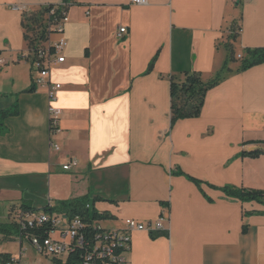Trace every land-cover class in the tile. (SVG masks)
I'll return each mask as SVG.
<instances>
[{"label":"crops","instance_id":"obj_1","mask_svg":"<svg viewBox=\"0 0 264 264\" xmlns=\"http://www.w3.org/2000/svg\"><path fill=\"white\" fill-rule=\"evenodd\" d=\"M51 4L68 15L54 99L34 68L35 48L60 37L35 40ZM228 45L242 59L264 48V0H0V109H19L0 135L2 224L16 208L60 213V202L89 196L109 214L103 228L165 218L158 237L132 234L129 264H264V203L222 190H264V153L242 156L264 150L248 143L264 142V62L229 63L199 117L171 118L170 77L214 78Z\"/></svg>","mask_w":264,"mask_h":264},{"label":"built area","instance_id":"obj_2","mask_svg":"<svg viewBox=\"0 0 264 264\" xmlns=\"http://www.w3.org/2000/svg\"><path fill=\"white\" fill-rule=\"evenodd\" d=\"M148 0H132L138 5L147 4ZM68 22V15L63 10L53 6L47 12V29L59 34V39L35 48L34 68L38 71L36 83L47 85L51 99L62 85L50 81L52 66L65 62L62 55L65 48L63 37L64 26ZM120 28V35L126 32ZM241 57V56H239ZM7 64V59L0 54V67ZM59 109L50 108V124L52 131H59ZM75 160L67 162L63 167L66 170L76 165ZM89 207V205H87ZM10 220L16 231L9 236L0 233V246L7 240H16L19 243V256L0 249V264H129L132 250V234L136 231L149 233L164 230V217L154 223L142 222L136 219H126L122 229L103 228L98 219H86L82 215H69L49 210L37 211L32 208L20 207L11 212ZM0 224L2 222L0 221ZM40 229V232L32 230ZM34 241L49 243V250H44L41 257L27 260L29 242L34 249ZM35 250V249H34ZM83 254V262H75V255ZM7 255V256H5Z\"/></svg>","mask_w":264,"mask_h":264},{"label":"trees","instance_id":"obj_3","mask_svg":"<svg viewBox=\"0 0 264 264\" xmlns=\"http://www.w3.org/2000/svg\"><path fill=\"white\" fill-rule=\"evenodd\" d=\"M68 2V0H66ZM54 5L51 4L45 8L48 11L50 7ZM49 31L47 29V25L42 23L41 29L38 32V36L36 39H40V41L46 40ZM228 48L232 47L228 45ZM242 65L240 66L241 70H246L254 65L260 64L264 62V48L257 49H248L246 51V56L242 59ZM230 56H228L225 61L222 69L216 74V76L210 80H205L202 76L201 72L198 71H186L181 73L180 75H172L170 77V95H171V118L172 122L175 123L180 119L187 118H197L201 115L202 109L205 104V100L208 92L214 86H216L220 81L224 78V72L229 71V63ZM155 60H153L149 67L148 72L152 70L154 66ZM19 109L17 105L12 107L0 109V135L6 131V119L11 115L18 114ZM250 143H263L264 142H254L250 141ZM264 153L263 149H255L252 151H244L242 156L249 157H259ZM194 180L198 185L201 184L200 181L196 179ZM228 196L238 198L242 201H258L260 203H264V190L261 189H253V188H237L233 186H226L222 189ZM98 200H92L89 196H83L79 198H74L66 201L60 202L55 208L60 211H66L69 215H82L86 219H108L109 214L104 212L100 213L95 208V202ZM89 205V207H87ZM25 208H29L25 206ZM47 210V209H46ZM13 229L15 230H12ZM13 231H16L15 225L12 226L0 224V233L9 236ZM33 232L38 231L40 229L32 230ZM164 234V232H153L151 233L152 237H158L159 235ZM41 243V241H39ZM44 244V243H42ZM45 249H43L44 252ZM7 256V255H5ZM75 262H83V254L75 255Z\"/></svg>","mask_w":264,"mask_h":264},{"label":"rangeland","instance_id":"obj_4","mask_svg":"<svg viewBox=\"0 0 264 264\" xmlns=\"http://www.w3.org/2000/svg\"><path fill=\"white\" fill-rule=\"evenodd\" d=\"M239 47H235V49L231 48L229 49V56H230V64L233 65L234 63L239 64V66L242 65V58H240L238 56L239 52ZM110 222H103L102 225L104 227L106 226H111ZM26 245L29 247V251L27 253V259L29 258L30 260H33L36 257H41V254L35 247L33 249V247L31 246V244L29 242H26ZM2 248L4 250H6L7 252H10L13 255H18L19 254V243L16 240H7L5 242L2 243ZM43 257V256H42Z\"/></svg>","mask_w":264,"mask_h":264},{"label":"bare ground","instance_id":"obj_5","mask_svg":"<svg viewBox=\"0 0 264 264\" xmlns=\"http://www.w3.org/2000/svg\"><path fill=\"white\" fill-rule=\"evenodd\" d=\"M34 247L40 252L44 253L43 249L49 250V243H40L39 241H34Z\"/></svg>","mask_w":264,"mask_h":264}]
</instances>
